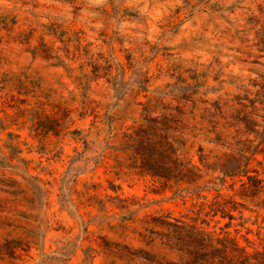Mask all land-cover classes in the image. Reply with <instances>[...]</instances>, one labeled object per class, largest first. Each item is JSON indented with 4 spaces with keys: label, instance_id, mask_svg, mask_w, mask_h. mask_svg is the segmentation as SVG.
<instances>
[{
    "label": "rangeland",
    "instance_id": "1",
    "mask_svg": "<svg viewBox=\"0 0 264 264\" xmlns=\"http://www.w3.org/2000/svg\"><path fill=\"white\" fill-rule=\"evenodd\" d=\"M183 116L193 161L264 179V0H0V264L175 259L151 220L185 205L136 132ZM234 220L264 244V212Z\"/></svg>",
    "mask_w": 264,
    "mask_h": 264
},
{
    "label": "trees",
    "instance_id": "2",
    "mask_svg": "<svg viewBox=\"0 0 264 264\" xmlns=\"http://www.w3.org/2000/svg\"><path fill=\"white\" fill-rule=\"evenodd\" d=\"M204 111L209 109L204 107ZM178 121L179 126L167 123L163 127H155L152 132L147 128L136 132L139 144L151 151L150 159L140 167L164 177L166 189L171 192L170 198L179 199L185 205V210L179 215L167 211L152 217L155 228L150 230V245H162L175 254V259H171L167 254L160 256L156 253L158 258H152V262L264 264V244H257L249 237L243 243L229 227L237 217L244 220V209L256 216L264 212V179L255 169L246 167L244 170V163L241 162L228 165L223 175L214 176L215 166L204 163L202 159L195 162L189 157L186 146L193 127L185 116ZM200 125L197 129L204 137L212 132L209 126H204L202 122ZM217 126L214 122V130ZM174 143L181 146L176 148ZM157 145L162 148L161 151H158ZM257 152L252 144L246 147L248 158ZM153 155L160 157L155 159ZM241 156L244 157V151ZM244 171L247 180H244ZM217 217H228L229 221L210 229V219L217 223Z\"/></svg>",
    "mask_w": 264,
    "mask_h": 264
}]
</instances>
